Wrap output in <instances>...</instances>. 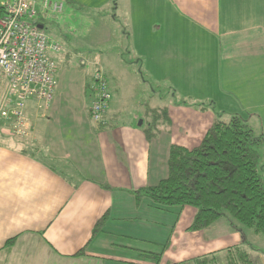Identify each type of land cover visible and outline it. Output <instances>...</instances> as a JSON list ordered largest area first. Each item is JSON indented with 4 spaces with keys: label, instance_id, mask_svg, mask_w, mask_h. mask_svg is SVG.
Instances as JSON below:
<instances>
[{
    "label": "crops",
    "instance_id": "0c3cea01",
    "mask_svg": "<svg viewBox=\"0 0 264 264\" xmlns=\"http://www.w3.org/2000/svg\"><path fill=\"white\" fill-rule=\"evenodd\" d=\"M126 4L132 6V12L127 13L126 18L132 31H137V36L149 31L156 43V38L162 37V30L172 29L171 33L176 30L187 37L194 36L191 38L193 45L198 41L197 36L202 37L200 44L204 45L207 38L212 44L213 56V44L219 52L215 57L219 63L215 66L221 68L219 76L216 74L220 82L225 77H249L242 100L256 103L257 99L248 97L255 89L264 94V0H126ZM135 6L140 8L138 13L134 11ZM41 26L43 29V24ZM138 40L139 45L132 51H136L134 55L139 60L144 58L143 65L149 68L148 59L155 57L154 51L149 53L151 57H144L140 46L148 38ZM57 51L49 52L53 61ZM231 61L237 64L230 66ZM101 70L102 67H97L93 75L97 72L102 74ZM66 71L56 70L55 66L54 96L52 94L50 105L42 114L33 102L27 103L25 113L33 128L27 136L12 134L10 122L0 117V264L123 263L121 259L105 253L104 249L115 245L118 238L126 239L133 233L129 228L124 229L126 223L137 218L131 219L135 202L132 192L153 186L166 176L167 166L165 168V163H159L158 159L160 156L166 160L171 145L188 147L175 140H163L161 146L157 141L168 129L147 140L144 125L148 119L140 120L136 126L138 115L122 120L119 127L114 128L112 124L119 121L120 115L119 110L111 105V93L105 121H93L97 124L95 128L83 125L82 121H88L85 112L89 117V107L94 100L93 89L87 79L81 123L79 126L74 124L81 136L69 133V117L76 119L69 115L70 108L67 107L71 103L61 100L65 95L60 93L58 86ZM88 88L91 93L89 102L86 101ZM5 92V78L0 72V107ZM201 99L207 100L208 97ZM182 107L183 110L193 109ZM216 107L190 110L191 113L194 111L196 119L192 123L169 117V127L172 125L177 130L187 125L190 133L196 131L200 142L211 124L225 116V112L218 113ZM144 115H147L146 111ZM108 126L112 128L108 129ZM184 132H187L186 128ZM195 145L197 143L192 146ZM110 190H118L122 194L111 198ZM116 199L125 206L123 209H112L111 204ZM149 208L183 212L187 222L195 214L191 207L159 209L150 202L140 210ZM106 212L110 220L92 237L93 226ZM146 215L144 212L142 217ZM231 220L224 215L203 230L206 232H201L200 245L208 248L205 249L209 250L207 253L240 244L233 243L232 237L239 228ZM137 233L138 236L132 239L144 241L145 232ZM217 243L223 247L215 249ZM80 250L83 252L77 254Z\"/></svg>",
    "mask_w": 264,
    "mask_h": 264
},
{
    "label": "rangeland",
    "instance_id": "374dc122",
    "mask_svg": "<svg viewBox=\"0 0 264 264\" xmlns=\"http://www.w3.org/2000/svg\"><path fill=\"white\" fill-rule=\"evenodd\" d=\"M61 1L64 4L62 13L44 15L41 17L43 20L40 18L39 21H42V30L47 37L59 45L58 51L53 52L56 70L67 69L66 75L63 76L62 81L60 80L58 86L60 93L63 92L65 95L61 100L71 103L67 107L70 108L69 115L76 119L69 117V133L81 136L80 130L76 131L75 126L81 123V105L85 102L84 83L87 79L91 88L94 87L93 73L97 67H102V74L107 81V90L109 89V94H112L111 105L113 109L119 110L120 115L119 121L112 124L114 128L119 127L122 120L132 119L135 115L139 117L137 126L140 120L144 122L145 118L149 119L147 115H144L145 111L154 107L167 108L171 119L192 123L196 119L194 111L191 113L190 110L218 106L216 107L217 111L219 110L218 113L225 112L222 121L227 122L233 114H236L245 122L254 137L262 138L254 149L258 150L257 166L264 182V94L258 93L255 89L253 94H248V97L257 99L256 103L242 100L245 86L250 82L249 77L247 79L225 77L220 82L219 77H216L217 73L219 76L218 71L221 69L215 66L219 63V60L215 58L219 54L216 44H213V48L215 47L213 56L210 40L205 38L206 45L200 44L203 42L200 36H197L196 45H193L191 39L194 36L187 37L176 30L171 33L172 29L162 30V37L156 38V43L148 30L143 36L141 33L137 36V31H132L129 19L126 18L127 13L132 12V6L127 5L126 0ZM134 9L136 13L140 11L137 6ZM147 24L145 20V25ZM142 37L148 38L143 43L144 46L143 44L140 46L143 49V56L151 57L149 53L154 51L155 57L148 59L149 68L143 65L144 58L142 57L140 62L134 55L136 51H132L133 47L139 45L138 39ZM235 64H237L235 61L230 62V66ZM86 90L88 94L86 101L89 102L91 93L89 88ZM203 97L208 99H201ZM182 106L193 109L183 110ZM172 108L175 109V114ZM39 113L42 114L43 111ZM84 116L88 121H82V124L95 128L97 124L90 119V115L88 117L85 112ZM169 126L170 124L163 127L162 130H168L161 133L162 138L157 141L161 146H163V140L164 142L175 140L176 143H185L188 147L199 143L198 134L193 130L192 135L187 125L180 126L177 130L172 128V125ZM111 128L112 126H108V129ZM184 128L187 130L186 133ZM166 160L164 158L162 160L159 156L158 161L159 163L163 161L165 168ZM96 183L100 185V182ZM110 194L111 198H115L122 193L118 190H110ZM148 202V199L143 198L138 204L136 201L133 203L131 219L134 216L137 218L124 225V229L129 228L133 231L131 236L126 239L120 237L115 245L104 249L105 253L121 259L123 263L107 262L106 264H179L180 261L183 262L209 251L205 250L208 248L200 245L199 235L206 231H190L188 226L192 220L187 222L183 212L157 211L150 208L147 211H141L140 208L146 206ZM111 206L112 209L117 210L125 207L117 199ZM184 207L190 208V206ZM144 212L147 215L142 217ZM224 215L228 216L226 213ZM109 220L110 216H107L105 223ZM231 221L241 232L234 233L233 243L243 244L256 264H264V236L254 234L251 229L233 219ZM221 222H224V219ZM137 232H145L144 241L132 239L138 236ZM220 245L221 243L215 244V249L223 247ZM157 255L159 257H156ZM224 255L218 252L220 264H224Z\"/></svg>",
    "mask_w": 264,
    "mask_h": 264
},
{
    "label": "trees",
    "instance_id": "16d2710c",
    "mask_svg": "<svg viewBox=\"0 0 264 264\" xmlns=\"http://www.w3.org/2000/svg\"><path fill=\"white\" fill-rule=\"evenodd\" d=\"M2 12L0 8V17ZM146 114L149 119L144 125V134L147 140H151L170 124V119L165 107L150 108ZM105 115L98 123L105 121ZM261 140L254 137L236 115L227 122L217 119L196 146L171 145L167 151L166 176L153 186L133 191L134 199L138 204L146 198L159 209L194 208L195 214L188 226L190 231L204 230L226 213L254 234L264 236V182L257 166L258 150L254 149ZM107 216L108 212L96 221L92 237L102 229ZM82 252L80 250L77 254ZM218 252L225 254L224 264H256L243 244L231 245L179 264H220Z\"/></svg>",
    "mask_w": 264,
    "mask_h": 264
},
{
    "label": "built area",
    "instance_id": "2783aa9c",
    "mask_svg": "<svg viewBox=\"0 0 264 264\" xmlns=\"http://www.w3.org/2000/svg\"><path fill=\"white\" fill-rule=\"evenodd\" d=\"M0 8V72L6 83L0 117L10 122L12 134L25 137L33 129L25 113L27 103L43 111L50 105L55 86V64L49 52L58 46L39 28V19L61 13L64 5L57 0H1ZM94 84L89 110L92 121L98 123L110 94L100 72Z\"/></svg>",
    "mask_w": 264,
    "mask_h": 264
},
{
    "label": "water",
    "instance_id": "95a60500",
    "mask_svg": "<svg viewBox=\"0 0 264 264\" xmlns=\"http://www.w3.org/2000/svg\"><path fill=\"white\" fill-rule=\"evenodd\" d=\"M39 28L42 29V26L40 25Z\"/></svg>",
    "mask_w": 264,
    "mask_h": 264
}]
</instances>
